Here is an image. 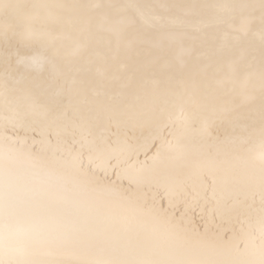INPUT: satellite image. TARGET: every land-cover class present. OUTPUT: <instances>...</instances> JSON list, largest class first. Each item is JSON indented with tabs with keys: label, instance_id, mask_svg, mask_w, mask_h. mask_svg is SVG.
I'll return each mask as SVG.
<instances>
[{
	"label": "snow or ice",
	"instance_id": "6c2138e0",
	"mask_svg": "<svg viewBox=\"0 0 264 264\" xmlns=\"http://www.w3.org/2000/svg\"><path fill=\"white\" fill-rule=\"evenodd\" d=\"M0 264H264V0H0Z\"/></svg>",
	"mask_w": 264,
	"mask_h": 264
},
{
	"label": "water",
	"instance_id": "95a60500",
	"mask_svg": "<svg viewBox=\"0 0 264 264\" xmlns=\"http://www.w3.org/2000/svg\"><path fill=\"white\" fill-rule=\"evenodd\" d=\"M104 2H108V0H104ZM240 3H255L256 5H259V0H239ZM257 19H258V14H257ZM243 20L238 22V26L242 25ZM257 39H259V34H257ZM179 54V50H178ZM238 84L242 86L243 84V77L241 78L240 81H238Z\"/></svg>",
	"mask_w": 264,
	"mask_h": 264
}]
</instances>
